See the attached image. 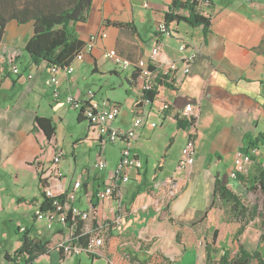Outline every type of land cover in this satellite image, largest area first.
Listing matches in <instances>:
<instances>
[{
    "label": "crops",
    "instance_id": "1",
    "mask_svg": "<svg viewBox=\"0 0 264 264\" xmlns=\"http://www.w3.org/2000/svg\"><path fill=\"white\" fill-rule=\"evenodd\" d=\"M170 1L92 0L87 21L69 26L84 44L94 33L105 32L106 37L98 38L82 59L72 60V74L58 75L61 95L79 97L92 89L96 99L118 104L119 114L111 123L117 129H127L137 115H144L137 136L125 143H108L112 145L108 151L107 143L97 141V133L89 130L78 111L53 99L46 62H29L24 46L32 36L33 23L12 20L5 26L0 41V223L6 228L15 225L21 236L1 231L0 264H209L241 251L257 254L264 264L260 219H251L239 231L237 220L227 217L229 204L215 193L216 186L226 187L247 206L260 197L264 0H210L208 7H198L211 19L206 33L201 27L171 22L170 35L157 34V23L164 19ZM113 21L129 25L118 27ZM181 44L196 51L191 71L188 75L177 71L172 86H159L152 102L141 97L140 82L131 78L130 70L118 69L103 56L105 49L114 48L138 60L158 46L160 65L179 60ZM94 74L102 84L98 90L91 85ZM102 87L122 93L110 100L106 92L100 93ZM161 102L177 112L188 104L198 109L193 163L181 169L178 162L189 131L185 123L179 126L171 110H158ZM37 117L51 118L55 132L50 139L55 146L46 142ZM74 119L83 126L79 135L64 131ZM151 122L157 124L150 127ZM123 145L129 146L142 167L127 171L129 181L119 182L114 196L92 206L116 169ZM57 149L64 152L58 164L60 178L52 172L51 157ZM98 158L107 164L101 172L93 168ZM78 178L82 185L74 190L72 183ZM41 180L54 192L61 186L66 203L84 210L92 207L91 219L80 223V229L71 221L54 222L48 228L45 221L35 220V208L42 200ZM19 219H27V224L19 226ZM108 220L112 224L106 231L114 237L117 261L106 244L95 255L63 256L62 242H79V233L87 226ZM53 228L52 233L45 232ZM24 234L47 242L46 253L35 259L17 253ZM247 264L260 263L254 257Z\"/></svg>",
    "mask_w": 264,
    "mask_h": 264
},
{
    "label": "built area",
    "instance_id": "2",
    "mask_svg": "<svg viewBox=\"0 0 264 264\" xmlns=\"http://www.w3.org/2000/svg\"><path fill=\"white\" fill-rule=\"evenodd\" d=\"M198 7L201 5L203 7H208L210 5V0H197ZM146 6V3H144ZM204 11V10H203ZM157 33L163 35H170L171 28L168 24L165 23L164 19L157 23ZM106 37L105 32H99L91 34L88 40V43L83 44L80 51L76 54L75 59H82L85 53L91 51L93 45L98 38L103 39ZM178 52L181 53L179 60H170L166 61L163 64H158V55L160 49L158 46H154L148 57L138 59L134 62H131L130 59L120 55L114 48L105 49L103 56L115 63V65L122 70H130L131 72L137 71L136 80L140 82V90L142 92L152 91L156 85V79L166 77L172 79L175 77L177 71H181L183 75H188L191 71V63L196 58V51L188 47L185 44L177 46ZM181 64L179 68L178 65ZM49 70V81L51 83V95L56 101H63L67 104V107L70 109L78 111L83 118L88 122V128L93 133H97V141L102 143H125L129 139H134L138 130L144 123V115L139 114L130 124V127L127 129H117L114 128L111 123L116 119L119 114V106L113 102L107 100H98L94 97V90L88 89L81 94V96L76 97L72 94L65 93L61 95L59 89V80L58 75L61 73H66L68 75L72 74L74 68L72 65H66L59 67L58 65H53L52 63L48 65ZM14 73L18 72V68H13ZM28 77H31L28 74ZM141 92V97L149 102L145 97H143ZM155 99V97H154ZM161 112H167L171 110V107L167 103L161 102L158 108ZM172 111V110H171ZM172 116L177 120H185L187 125L185 128L189 131V139L186 141L184 147L182 148V155L179 158L178 168H184L193 163V154H194V144L193 136L195 135V125L197 124L198 109L192 104H188L185 108L177 112L176 110L172 111ZM157 123L151 122L150 127H154ZM46 142L55 146L54 140L47 138ZM261 150L264 152V139L261 143ZM252 152L255 153L254 149ZM63 151L61 149L55 150L51 157V162L54 166L52 169L55 177H62V172L58 168V164L63 156ZM249 156H245L244 160H248ZM107 167L106 161L98 158L93 163V168L97 172L105 170ZM142 167V162L139 158L134 156L131 149L128 145H123L120 150L119 161L116 169L111 173L109 181L103 186L96 197L98 200H103L114 196L116 190L119 186V182L126 183L129 181L128 173L131 168L139 169ZM235 174L232 173V176ZM72 188L75 190L82 185L80 178L74 180L72 183ZM61 186H59L58 191L54 192L53 189L45 185L43 191L46 196L53 199L51 202V209H41L40 206L35 208L34 219L37 221H45L48 228L52 226L54 222H60L66 224L68 221H71L73 225L78 223H84L91 219L92 217V207L90 209L84 210L75 205H70L64 202H58L55 198L58 195L63 194L61 191ZM102 225H89L85 229V234L88 235L84 244H79V242H74L73 240H68L67 242H62L60 244V251L63 253L64 257H72L77 254L85 253L88 255H95L99 252L104 246L103 236L101 235ZM21 231H24L25 228L21 227ZM31 264V263H28ZM217 264V263H209Z\"/></svg>",
    "mask_w": 264,
    "mask_h": 264
},
{
    "label": "trees",
    "instance_id": "3",
    "mask_svg": "<svg viewBox=\"0 0 264 264\" xmlns=\"http://www.w3.org/2000/svg\"><path fill=\"white\" fill-rule=\"evenodd\" d=\"M92 0H0V41L4 33V28L7 24L14 20L18 23H33L32 36L28 42L25 43L24 52L28 55L29 62L38 65L41 62H46L47 65L53 64L63 67L71 65L76 54L82 48L84 42L76 37L69 29V26L75 22H86L89 12L91 11ZM187 11V15H182L178 11ZM164 21L169 25L171 22H185L192 27H201L203 32L209 31L211 19L208 15H204L198 8L197 0H171L168 9L163 14ZM109 23L106 21V24ZM118 27L128 26V23H118L116 21L110 22ZM161 34V33H157ZM120 54V53H119ZM121 55V54H120ZM124 57V56H123ZM126 58V57H125ZM130 59V58H128ZM131 60V59H130ZM136 60H131L134 62ZM137 71L132 72V79H136ZM173 80L166 77L156 79V85L152 91L142 92L149 102L154 100L156 93H158L159 86H172ZM119 106L118 104H116ZM79 113L78 117L81 118ZM51 118L37 117L36 125L45 133L46 138L52 137L55 132V126L51 122ZM180 127H183L184 120H177ZM184 125V126H186ZM264 139V137H263ZM262 139V142H263ZM258 185L261 187L260 197H257L255 205L247 206L238 198V196L226 187L216 186L215 193L219 195L223 202L229 204L227 212L228 219H236L240 224L239 231L251 219L258 217L260 219L261 235L259 240L264 239V178L262 173L257 179ZM45 181L41 180V187L45 185ZM254 187H252L253 189ZM42 200L39 204L40 208L51 209V202L53 199L41 192ZM97 200L91 201L92 206L97 204ZM55 200L64 202L66 200V193L58 195ZM80 223L76 225L80 229ZM111 221H106L102 225V233L104 244L108 246V251L113 255V260L117 261L116 247L114 244V237L106 230H109ZM78 231H75L73 236H77ZM88 235L79 233V244L85 243ZM83 239V242H80ZM83 243V244H84ZM48 243L41 242L29 238L25 234L22 237V245L17 249V253L25 254L31 259L37 258L39 255L46 253L48 250ZM256 258L260 264L262 260L259 256L248 254L244 251L230 259L223 257L218 262H211L217 264H247L251 258ZM207 260L209 256L207 252ZM29 262V260L27 261ZM123 264V261L122 263Z\"/></svg>",
    "mask_w": 264,
    "mask_h": 264
},
{
    "label": "rangeland",
    "instance_id": "4",
    "mask_svg": "<svg viewBox=\"0 0 264 264\" xmlns=\"http://www.w3.org/2000/svg\"><path fill=\"white\" fill-rule=\"evenodd\" d=\"M147 11H148V10H147ZM181 27H182V26H181ZM108 66H110V65H108ZM118 69H121V68H118ZM92 77H93V78H92V80H91V85H92V87H94L96 90H98L99 87L102 86V84H101V82L98 80V76H97L96 74L92 75ZM104 92L107 93V97H109L110 100H112V99L115 100V98H116L119 94L122 93V92H114L113 89L111 90L110 88H107V87H102L100 93H104ZM76 122H77L76 119H74V121L72 122V124H70L69 126H64V131L66 130V133H68V132H72V133H74V135H79V133H80V131H81V129H82L83 126H82L81 124L79 125V124L76 123ZM82 124L85 125L84 122H82ZM60 131H63L62 127H60ZM65 142H66V141H65ZM110 146H112V145H109V144L107 143V151L109 150ZM44 186H45V185H44ZM44 186H43V187H44ZM19 220H20V222H21V223L19 222V226H20V225H25V224H27V219H19ZM14 221H15V220H14ZM17 225H18V223L16 224V226H17ZM5 229H6L7 232H9V234H10L11 236H16V237H20V236H21V234L17 232L15 225H11L9 228H6L5 226L1 225V223H0V234H1V231L5 230ZM53 231H54V228L51 229V230H48V229H47L45 232L48 233V234H50V233H52ZM86 264H89V262H87Z\"/></svg>",
    "mask_w": 264,
    "mask_h": 264
}]
</instances>
